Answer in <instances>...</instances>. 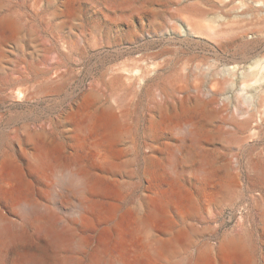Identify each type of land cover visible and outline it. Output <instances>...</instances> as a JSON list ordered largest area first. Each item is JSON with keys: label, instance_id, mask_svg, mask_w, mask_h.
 <instances>
[{"label": "rangeland", "instance_id": "374dc122", "mask_svg": "<svg viewBox=\"0 0 264 264\" xmlns=\"http://www.w3.org/2000/svg\"><path fill=\"white\" fill-rule=\"evenodd\" d=\"M30 258L264 264V0H0V264Z\"/></svg>", "mask_w": 264, "mask_h": 264}, {"label": "bare ground", "instance_id": "6f19581e", "mask_svg": "<svg viewBox=\"0 0 264 264\" xmlns=\"http://www.w3.org/2000/svg\"><path fill=\"white\" fill-rule=\"evenodd\" d=\"M36 214H38V213H36ZM46 216V215H45ZM44 216V217H45ZM47 217V216H46ZM35 219V218H34ZM40 219V218H39ZM44 220V219H43ZM43 226H44V228H46L48 231H50L52 234H53V236L55 235L56 236V238H57V236H58V234H57V232H56V230L57 229H55V227L56 226H54V222H53V219L51 218V216H48V220L47 221H44L43 223ZM7 225V224H6ZM6 227H9L8 225L6 226ZM1 230H3V229H1ZM61 233V232H60ZM60 233H59V235H60ZM66 234V233H65ZM62 235V234H61ZM64 235V234H63ZM66 236H67V234H66ZM58 239V238H57ZM56 239V240H57ZM60 239V238H59ZM238 239H240V238H238ZM237 238H233V237H231V238H228L225 242H221L218 246V250L219 251H224V249L225 248H227V246H229V245H234V243H236L235 241H237L238 240ZM58 241V240H57ZM60 243L62 244V243H65L66 244V246L68 247V249H67V251H69V252H71L72 250H73V245H74V243H75V239H74V237L72 236V234L71 235H68L66 238H64V239H62L61 241H60ZM238 245V244H237ZM236 245V246H237ZM73 258V257H72ZM35 259V260H34ZM30 262H33V263H38V264H43V260L41 259V258H39V259H37V258H30V260H29ZM69 263V262H68Z\"/></svg>", "mask_w": 264, "mask_h": 264}, {"label": "water", "instance_id": "95a60500", "mask_svg": "<svg viewBox=\"0 0 264 264\" xmlns=\"http://www.w3.org/2000/svg\"><path fill=\"white\" fill-rule=\"evenodd\" d=\"M194 98H196V97H194ZM27 128H28L31 132H37V131L45 132V129H44V128H41V129H39V130H35V129H30L28 125H27ZM239 235H240L239 232H235L234 229H231V230H228V231H226V232L224 233L222 239H226V238H228V237H235V236L237 237V236H239ZM218 243H219V242H218Z\"/></svg>", "mask_w": 264, "mask_h": 264}]
</instances>
